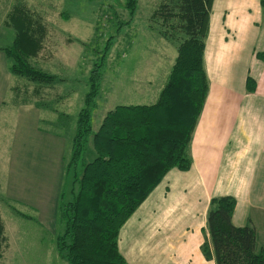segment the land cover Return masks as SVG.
Returning <instances> with one entry per match:
<instances>
[{"label": "crops", "instance_id": "crops-1", "mask_svg": "<svg viewBox=\"0 0 264 264\" xmlns=\"http://www.w3.org/2000/svg\"><path fill=\"white\" fill-rule=\"evenodd\" d=\"M7 64L0 53V194L19 218H34L20 212L25 209L43 222L45 202L52 217L58 211L63 168L56 148L57 143L64 148V135L55 128L57 110L17 99L13 89L20 81ZM203 66L208 91L188 146L191 166L170 170L122 227L118 248L127 264H215L205 260L200 246L209 202L218 197L235 200L232 224L254 227L257 247L264 248V21L259 0H213ZM144 229H151V235Z\"/></svg>", "mask_w": 264, "mask_h": 264}, {"label": "trees", "instance_id": "trees-1", "mask_svg": "<svg viewBox=\"0 0 264 264\" xmlns=\"http://www.w3.org/2000/svg\"><path fill=\"white\" fill-rule=\"evenodd\" d=\"M129 3L133 10L134 3ZM212 4L213 0H162L158 16L178 40L166 83L154 104L116 106L96 132L92 110L104 55L90 71L64 171L69 183L63 184L58 202L62 231L55 247L66 264H127L118 248L122 227L170 170L190 168L188 146L208 91L203 55ZM259 5L264 21V0ZM26 14L18 8L9 17L16 36L4 51L8 70L20 80L50 83L53 77L28 63L41 50L44 32L35 29ZM108 47L107 43L104 50ZM250 85L247 80L252 90ZM234 209L231 197L210 200L200 246L203 257L215 264H264V248L257 247L254 227H235ZM3 239L0 219V244Z\"/></svg>", "mask_w": 264, "mask_h": 264}, {"label": "rangeland", "instance_id": "rangeland-1", "mask_svg": "<svg viewBox=\"0 0 264 264\" xmlns=\"http://www.w3.org/2000/svg\"><path fill=\"white\" fill-rule=\"evenodd\" d=\"M129 2L134 3L133 10ZM161 5L162 0H0V53L5 55L4 51L15 41L9 20L14 9L27 13L35 29L41 27L44 32L41 50L28 63L53 80L34 83L16 77L20 82L15 88L19 101H36L57 110L55 128L64 135V148L58 143L56 148L63 168L59 181L66 187L69 182L63 173L70 158L78 113L88 91L90 71L100 63L102 55L105 62L92 110V131L116 106H148L157 101L178 45V40L173 39L176 33L166 28L158 16ZM9 136L10 129L6 134ZM92 154V149L88 150L87 157ZM10 204L0 194L4 238L0 244V264H66L55 247L56 237L62 231L57 209L52 217L51 205L45 202L40 214L45 220L41 222L36 214L25 209L20 212L34 218H19ZM144 233L151 235L152 230L144 229ZM128 235L126 229L121 240L126 242Z\"/></svg>", "mask_w": 264, "mask_h": 264}]
</instances>
